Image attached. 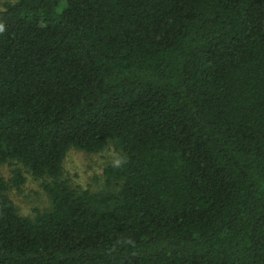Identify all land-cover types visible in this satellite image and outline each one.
<instances>
[{"label":"trees","instance_id":"16d2710c","mask_svg":"<svg viewBox=\"0 0 264 264\" xmlns=\"http://www.w3.org/2000/svg\"><path fill=\"white\" fill-rule=\"evenodd\" d=\"M109 144L116 192L63 161ZM0 264H264V0L0 5ZM42 180L49 208L7 196Z\"/></svg>","mask_w":264,"mask_h":264},{"label":"rangeland","instance_id":"374dc122","mask_svg":"<svg viewBox=\"0 0 264 264\" xmlns=\"http://www.w3.org/2000/svg\"><path fill=\"white\" fill-rule=\"evenodd\" d=\"M14 0H0V5L12 3ZM121 155L109 144L100 153L88 154L75 149H70L63 161L64 178L69 185L75 189L87 190L92 194L105 191L116 192L120 188L118 184L106 185L103 170L107 165L117 164ZM19 168L14 162H7L0 166V176L9 181L12 171ZM24 177V183L19 190L10 188L7 192L8 198L15 206L20 216L34 218L43 211L48 210L49 200L41 189L42 180L34 179L25 169L20 168Z\"/></svg>","mask_w":264,"mask_h":264}]
</instances>
